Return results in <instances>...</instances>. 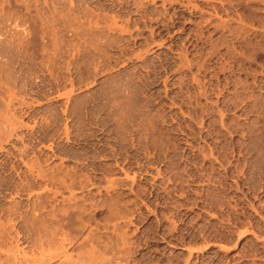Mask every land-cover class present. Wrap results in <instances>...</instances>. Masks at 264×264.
I'll return each mask as SVG.
<instances>
[{"label":"rangeland","instance_id":"374dc122","mask_svg":"<svg viewBox=\"0 0 264 264\" xmlns=\"http://www.w3.org/2000/svg\"><path fill=\"white\" fill-rule=\"evenodd\" d=\"M0 264H264V0H0Z\"/></svg>","mask_w":264,"mask_h":264}]
</instances>
